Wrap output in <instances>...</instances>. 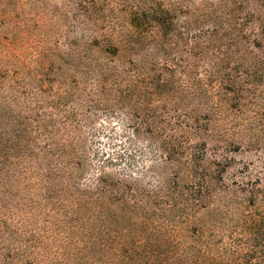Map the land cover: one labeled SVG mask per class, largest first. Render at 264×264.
Masks as SVG:
<instances>
[{
    "label": "rangeland",
    "instance_id": "rangeland-1",
    "mask_svg": "<svg viewBox=\"0 0 264 264\" xmlns=\"http://www.w3.org/2000/svg\"><path fill=\"white\" fill-rule=\"evenodd\" d=\"M219 1L0 0V136L4 131L28 129L38 138L36 123H42L47 127L43 135L48 138L39 141L38 147H43L44 142L64 144L66 157L73 159L71 163L81 164L79 175L74 181L70 179L69 188L80 197L92 198L101 185L98 179L123 181L149 194L162 192L172 183L174 167L164 160L161 140L144 132V121L134 111V101L123 93L122 87H117L125 78L120 70L128 67V59L133 60L127 46L140 44L147 60L152 59L150 54L157 47L165 51L153 60L158 65L168 62L167 67L176 72L175 82L168 87L174 110L187 109L189 105L188 64L200 61L206 66L223 61L228 67L226 77H241L235 79L238 91L231 90L232 84H227L228 92L218 91L201 67V82L207 84L209 91L212 87L215 95H225L222 100L226 103L214 100L216 107L212 106L213 99L209 100L208 109H201L200 115L211 136L203 142L191 138L190 143H197L192 145L196 146L192 154L203 162L215 163L209 170L216 177L215 186L221 195H238L234 192L236 186L252 183L264 174V60L254 61L245 49L261 52L241 40L234 49H227L229 46L224 43L201 54L204 42L215 36V32H210L213 17L202 5ZM161 12L167 13L163 18L171 20L172 26L166 37L158 39V45L141 40L132 31L130 23L134 19L141 22L145 17L158 18ZM253 28L256 31V23ZM195 36L204 42H195ZM229 36L220 31L215 38ZM196 45L200 48L195 54L192 49ZM109 47L120 51L113 55L103 53ZM99 65L114 71L102 90L99 87L103 84L94 73ZM176 98L178 102L174 104ZM162 102H155L160 105L159 110ZM9 135L11 139L14 136ZM37 150L15 165L10 179H2L10 199L4 204L0 200V206L8 208L0 209V264H90L87 257H91L92 264H114V253L129 249L125 244L113 246L114 239H123L128 226L120 224L112 235L106 234L108 226L116 225L117 216L105 219L104 213L88 205L81 208L84 218L78 232L65 230L64 222L71 225L78 214L72 210L62 220L60 214L65 208L58 207V202L73 194L59 184V196L55 194L47 200L46 188L38 183L35 169L45 167L46 162L40 160ZM190 156H184V160ZM192 183L185 176L178 181L182 190ZM224 187L230 190L225 192ZM216 203L218 200L211 202V207ZM159 204L169 214L163 201ZM142 220L143 214L137 213L133 219L135 231L139 232L137 226ZM49 221L54 223L50 235H39L38 231L49 227ZM55 221L63 222L57 225ZM166 227L164 223L163 229ZM170 232L166 236L175 241H192V235H169ZM225 236L239 263H260L257 257L264 254V239H243L235 245L236 241Z\"/></svg>",
    "mask_w": 264,
    "mask_h": 264
},
{
    "label": "trees",
    "instance_id": "trees-1",
    "mask_svg": "<svg viewBox=\"0 0 264 264\" xmlns=\"http://www.w3.org/2000/svg\"><path fill=\"white\" fill-rule=\"evenodd\" d=\"M202 7H205L204 11H208L209 16L213 17L214 25L210 32H215V36L205 42L198 40L197 36L194 37L195 42L205 44L201 54L207 52L206 50L211 46L220 48L224 43L228 44L227 49H234L241 40L244 45L252 44L261 52L257 54L245 49L252 58L254 57V61L264 60V0H220L214 4H203ZM161 14L158 18L145 17L141 22L134 19L130 27L141 40L146 39L148 42L152 41L153 45H158V39L166 37L167 31L172 26L171 20L163 18L167 13L161 12ZM253 23L257 25L256 31L253 30ZM220 31L230 36L227 39L215 38ZM199 48L196 45L192 53L196 54ZM127 50L133 60L128 59V67L120 70L125 78L117 87H122L123 93L134 101V111L144 121V132L161 140L160 148L164 160L172 164L175 170L172 183L162 192L149 194L123 181L113 183L98 179L101 185L92 194V198L75 195L72 189H69L72 185L70 179L76 180L81 164L71 163L73 159L66 157L64 144L50 145L44 142L43 147H38L39 141L48 137L43 135L47 127L42 123H36L40 136L38 138L33 137L32 131L28 129H16L12 133L4 131L0 136L1 202L4 204L10 199L7 186L2 179L5 176L10 179L15 165L27 160L34 149H39L37 151L41 156L40 160L43 159L46 166L40 168L36 166V176L38 183L46 188L47 200H51L55 194L59 196L60 191L57 187L59 184L65 185L66 191L73 194L64 197L65 201L58 198V207L65 208L60 214L63 215L62 220H65L66 214H71L72 210H76L78 214L71 225L68 221L64 222L65 230L78 232L76 229L81 226L80 221L84 218L81 208L88 205H94L99 213H104L105 219L117 216L116 225L108 226L106 234L112 235V231H116L120 224L128 226V230L122 235L123 239L113 241L114 247L119 244L129 247L123 253H114V264H251L237 261L234 251L229 247L230 244L225 242L224 235L231 242L236 241L235 245L243 239H264V174L252 183L236 186L234 192L238 195L234 197L225 193L221 195V191L215 186L216 177L209 170V166H215V163L203 162L197 154H192L196 148L192 145L197 143H190L191 138L203 142L211 136L209 127L201 123L203 119L200 115L201 109L207 110L211 99H213L212 106L218 107L214 100L223 102L222 97L225 95L221 92H228L227 84H232L230 86L233 87L231 89L233 92L238 91L234 86L238 85L237 81L241 80V77L234 78L229 74L226 77L225 69L228 67L223 61L208 63L206 66L200 61L190 62L187 67L190 93L186 98L189 104L187 109L190 108V111L188 113L187 109L174 110L170 104L168 87L170 88L172 82H175L176 72L167 67L168 62L158 65L153 60L156 54L164 55L165 51L157 47L150 54L152 59L147 60L146 53L143 52L146 56L142 54L140 44L128 45ZM119 51L116 47H109L104 49L103 53L113 55ZM106 66L99 65L98 71L94 69L95 76H99L98 82L103 84L99 87L100 90L110 83L114 75V71ZM201 67L211 80L210 83H214L221 92L215 95L212 87L209 91L207 84L201 82L198 75ZM182 69L184 70V67ZM179 97L182 98L180 95ZM158 100L163 101L162 110H159L160 105L155 104ZM177 102L178 98L174 100V104ZM165 117H169V120ZM9 134L14 135L12 139ZM188 154L191 156L185 161L184 156ZM184 176L193 182L190 188H185L188 193L178 184L179 179ZM223 189L225 192L230 190L228 187ZM216 200L218 203L211 207V202ZM160 201L167 206L171 218L169 214L164 213ZM0 209L7 211L5 209L8 208L1 205ZM139 212L143 214V220L140 226H137L139 230L137 232L136 228L134 229L136 225L133 219ZM61 222L63 221H55L57 225ZM164 223L167 224L165 229H163ZM53 226L54 223L49 221V227L44 232L38 231L39 235H50L49 230ZM168 231L171 233L169 235H192L189 236L192 241L188 242L189 239L175 241L172 237L166 236ZM257 259L260 260L258 264L264 263V254ZM90 260L91 257H87L86 262L92 264L93 261Z\"/></svg>",
    "mask_w": 264,
    "mask_h": 264
}]
</instances>
